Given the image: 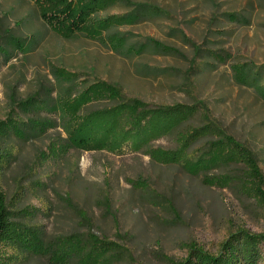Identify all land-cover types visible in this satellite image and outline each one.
I'll list each match as a JSON object with an SVG mask.
<instances>
[{
    "label": "rangeland",
    "instance_id": "1",
    "mask_svg": "<svg viewBox=\"0 0 264 264\" xmlns=\"http://www.w3.org/2000/svg\"><path fill=\"white\" fill-rule=\"evenodd\" d=\"M124 1L100 15L120 23L95 39L48 26V3L0 0V122L23 136L0 142V190L14 221L46 240L39 255L7 248L14 264L73 251L74 261L89 255L87 264H182L192 250L217 254L231 234L264 233V211L237 185L204 184L241 178L237 166L208 155L206 141L190 155L206 152L201 170L91 147L50 156L51 146L70 144L83 116L110 106L93 101L67 113L79 93L105 84L126 104L197 107L189 125L212 124L235 139L264 176V0ZM238 68L258 73L259 84H242ZM153 147L171 149L172 138ZM89 236L111 251L92 250Z\"/></svg>",
    "mask_w": 264,
    "mask_h": 264
},
{
    "label": "trees",
    "instance_id": "2",
    "mask_svg": "<svg viewBox=\"0 0 264 264\" xmlns=\"http://www.w3.org/2000/svg\"><path fill=\"white\" fill-rule=\"evenodd\" d=\"M34 3H48L50 9L42 14V20L50 27L61 30L65 35L83 33L95 39L109 33L119 25L116 16L100 18V15L124 0H28ZM113 46L122 49L124 42L115 39ZM164 55H172L170 49L156 47ZM0 55L2 50L0 49ZM1 65V60H0ZM239 81L244 85L255 87L259 84L258 73L250 68H238ZM73 79L74 75L63 74ZM258 87H261L260 85ZM107 100L109 107L92 111L82 117L69 136L70 144L53 145L50 156L66 155L71 148L91 147L97 151H105L113 155L125 153L147 157L153 164L160 166H182L201 170L205 154H201L192 161V150L202 141L209 144V153L214 157H222L227 163L239 168L241 178L227 176L214 177L204 181L211 188L224 190L237 185L241 194L252 199L264 211V176L261 173L254 156L247 149L239 145L235 139L223 136L213 127L206 124L200 127L189 125L199 115L195 106L174 105L171 107H149L133 101L126 104L119 101V95L112 87L105 84L91 85L87 91L78 94L67 113H73L87 104ZM21 140L22 133L16 123L0 122V142L6 138ZM172 138L171 149L153 147L160 140ZM0 156V161H1ZM211 157L206 161L211 162ZM214 159H212L213 161ZM233 179V180H232ZM6 199L0 190V264H14L15 256H7L6 249L14 248L27 255L38 254L40 243L45 242L44 233L27 228L15 222L12 214L6 210ZM25 216L32 217L28 212ZM88 242L92 250L100 252L111 251L110 244L102 243L93 236ZM72 253H58L47 257L49 264H87L89 255L85 258L73 260ZM75 262V263H74ZM182 264H264V233L259 235L247 232L231 234L221 245L215 255L199 250H192Z\"/></svg>",
    "mask_w": 264,
    "mask_h": 264
}]
</instances>
